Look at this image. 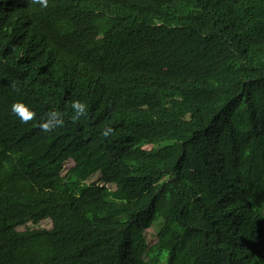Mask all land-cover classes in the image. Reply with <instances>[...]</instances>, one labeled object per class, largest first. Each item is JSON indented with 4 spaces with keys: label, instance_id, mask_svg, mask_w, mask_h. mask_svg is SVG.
Masks as SVG:
<instances>
[{
    "label": "trees",
    "instance_id": "trees-1",
    "mask_svg": "<svg viewBox=\"0 0 264 264\" xmlns=\"http://www.w3.org/2000/svg\"><path fill=\"white\" fill-rule=\"evenodd\" d=\"M0 264H264V0H0Z\"/></svg>",
    "mask_w": 264,
    "mask_h": 264
},
{
    "label": "clouds",
    "instance_id": "clouds-1",
    "mask_svg": "<svg viewBox=\"0 0 264 264\" xmlns=\"http://www.w3.org/2000/svg\"><path fill=\"white\" fill-rule=\"evenodd\" d=\"M38 2L41 5V7H47V0H38ZM72 107H73L75 114H76L73 116V120L77 119L80 115L85 113V105L83 103L73 102ZM11 112L13 114H15L17 117H19L21 122H27L28 120L32 119L33 115H34V113L27 106L21 105V104H16V103H14L11 106ZM56 115H57V113H55V112L51 113L49 115L48 119L44 120L40 124V127L42 128V130L49 131L56 126L62 125L63 121L62 120H56L55 119ZM104 134L107 135V132H105ZM73 163L74 162H72V164ZM72 164H70V161L68 160L64 164L65 169L69 168Z\"/></svg>",
    "mask_w": 264,
    "mask_h": 264
},
{
    "label": "rangeland",
    "instance_id": "rangeland-1",
    "mask_svg": "<svg viewBox=\"0 0 264 264\" xmlns=\"http://www.w3.org/2000/svg\"><path fill=\"white\" fill-rule=\"evenodd\" d=\"M70 161V164H72V162H74L72 159L69 160ZM98 178L97 175H94L90 180L93 181V180H96ZM52 221L49 219H45L43 221H41L40 223H37V224H34L33 222H27L26 224L24 225H21L18 227V229L20 230H24V229H27V228H35V227H44V228H52ZM147 240L149 243H153L155 242L156 240V234H155V228H150L148 231H147Z\"/></svg>",
    "mask_w": 264,
    "mask_h": 264
}]
</instances>
